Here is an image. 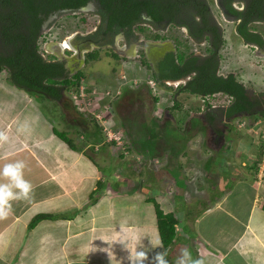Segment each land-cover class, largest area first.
<instances>
[{"label":"crops","instance_id":"crops-1","mask_svg":"<svg viewBox=\"0 0 264 264\" xmlns=\"http://www.w3.org/2000/svg\"><path fill=\"white\" fill-rule=\"evenodd\" d=\"M98 16L101 19L100 14ZM76 35L81 39L85 36L77 30L67 39L46 40L43 44L40 43L42 55L49 60L63 61L69 77L79 71L83 72V68L98 61L101 54V49L87 54L86 48L83 47L84 40H75L78 39ZM118 42L124 50L130 43L123 39ZM148 43L150 45L140 43L138 46H143V52L146 53L151 48L163 52L161 50L164 45L161 40L151 39ZM135 46L134 54L138 53L137 44ZM95 53L98 56L92 59L91 56ZM129 55L122 52L114 59L127 60L132 57ZM137 60H140L139 67L145 66L149 70V77L158 72V67L155 69L151 64V67H148L143 63V59ZM112 67L113 71L108 70L107 74L115 82L118 78L112 76V73L118 74V70L116 65ZM98 72H94L96 78H99ZM87 76L90 78L89 73ZM188 78L176 82H186ZM115 83L118 86V81ZM3 84L12 85L7 76L3 80L0 79V87L6 91ZM28 92L25 90L16 94V91L12 94H15L14 96L10 95V99L0 96V131H5L9 137L7 142L0 143V167L9 162L23 160L26 165L24 179L31 183L33 189L29 200L12 201V211L6 219L0 220V264H129L130 251L134 253L142 248L152 254L159 250L152 249L153 245L162 241L153 200L160 204L164 212L173 213L177 217V235H180L181 240L183 235L188 234V231L183 229L185 225L187 230L188 225H192L191 228L195 231V226L203 228L207 218L214 220L217 217L218 221L226 218L225 223L218 224L229 238H225L227 245L223 249L209 247L204 252L199 246L201 241L198 244L199 240H195L191 235L188 243L193 246L192 252L196 253L198 258H203L205 264H264V157L261 163L263 166H259L258 170L249 169L250 174L242 175L239 170L233 171L227 166L223 167L222 172L218 174L216 188L205 186L211 188V191H223L222 194L217 192L210 195L208 198L212 204L204 205L200 210L197 209L205 202L199 203L196 200L198 206L197 209H191L196 211L192 213L183 194L187 187L185 176L179 180L171 169H167L179 189L173 196L172 193H167V189L163 190L160 186L163 184L157 182L160 180L159 175L155 182L149 180L148 176L145 180L129 177L134 173L132 168H125L122 162L120 165L130 172L118 170L120 162L112 155V148L106 142L100 123L89 118L87 114L76 111L78 108L69 93H64L56 100L42 93L34 96ZM121 92L120 89L118 98H121ZM49 102L57 105V108L50 112L47 109ZM66 114L72 115L74 119L76 128L72 131L59 128V122L62 118L65 119ZM206 118L211 126L228 119L224 115L213 121L208 116ZM24 123L28 125L29 131H18L19 126ZM58 131L66 132L76 147H71L58 135ZM221 135L223 139L219 141V145L213 142L218 147L226 139V136L224 138V135ZM227 137V140H232ZM223 149L224 147L216 156L225 154ZM151 155L152 158L156 157L151 151L146 154ZM207 162H204L206 167ZM210 170L208 167L206 173ZM151 174L153 173H148ZM127 178L132 179V185L126 181ZM205 179L209 181V174ZM234 181L243 182L239 185L238 192L235 189L225 193L229 188H233L229 186ZM244 184L253 187L250 196L252 200L246 213H239L234 204L229 208L224 207V201L228 197L234 196L235 199L242 196L241 189ZM127 185H131V188L120 191V188ZM40 215L44 217L32 225L34 218ZM182 216L184 221L180 220ZM231 220L240 225L232 235ZM179 242L175 240L172 245L163 246L168 250L170 259H167L170 262L175 260L180 249L187 248V244ZM175 245L176 249L173 250Z\"/></svg>","mask_w":264,"mask_h":264},{"label":"rangeland","instance_id":"rangeland-1","mask_svg":"<svg viewBox=\"0 0 264 264\" xmlns=\"http://www.w3.org/2000/svg\"><path fill=\"white\" fill-rule=\"evenodd\" d=\"M216 1L217 0H209L221 28L224 30L225 41L219 49L221 58L220 73L223 75L234 73L238 79L245 84L251 97L258 98L262 101L259 107V110H262V107H264V54H260L253 45L247 44L238 36L235 23L225 20L218 15L219 9ZM99 22L100 17L88 10L65 12L53 19L51 24L45 29V35L41 38L40 43L43 44L46 40L67 39L69 35H73L77 30L80 34L83 33L84 35H88L95 30ZM255 28L257 31L264 33V24H258ZM135 31L141 34L144 39H154L156 33H159L168 39L176 40V42L181 44V49L189 47L187 49L188 52H195L203 56L208 53L207 41L196 43L188 38L187 31L184 28L175 25L152 30L145 24H141L135 28ZM77 38L81 39L80 36H77ZM137 47L138 52L140 54L143 53V46L137 45ZM100 53L98 61L89 63L88 66L83 68L85 78L90 86L94 85L102 91L109 89L112 93L119 92L124 86L137 88L129 93V95H126V97L124 95H122L121 98L116 96L112 99L110 96L107 98L103 97L100 100L101 106L97 105L103 110L101 111L102 114L107 115V118H111V124L106 123V126L109 129H122L124 138L129 139V144L131 145L130 155H122L121 146H117L115 143L111 144L110 141H107V135L105 134L106 142L110 144L112 148V155L115 156V160L120 162L118 164V168L120 167V169L118 170L129 173L130 170L125 168L131 167L134 173L129 177L145 180L146 176H148L149 180L151 179V181L154 182L159 175L160 180L157 182L163 184L160 186L163 187V190L164 188L167 189V193H172V196L179 189L176 188L167 169H171V172L177 176L179 180H182L185 176L187 187L185 188L186 191L181 192H183L187 202H189L188 204L190 207L188 206V208L190 210L197 209L198 204H196V200H198L199 203L205 202L197 209L200 210L204 205L208 206L212 204V201H209L210 198H208L210 195L217 192H221L222 194L223 191H211V188L209 189L205 186L209 185L215 187V184L218 183L216 182L218 180V174L222 172L223 167L225 168L227 166V168L229 167L228 169H232L233 171L239 170L242 175L243 173L250 174L252 170H256L255 166L260 159L264 157V114L259 116L255 121L253 115H238L232 119L218 121L211 126L206 118L207 113L210 112V110L228 106L231 101L227 95L216 94L203 98L201 96L189 94L188 92L177 93L175 85H173L175 86L173 88L163 86L162 91H160V96H157L159 98L157 102L154 100L156 95L154 93L150 94L146 88L141 85L145 83L147 79L151 78V76H148L147 72L149 70L145 66L139 67L141 64L140 60H137L140 59L138 56V58L131 57L127 60L121 58L119 61H116V59L112 57L110 49H101ZM114 65L118 67H116L118 74L113 72L112 76L114 75L116 79L118 78V80L115 81H118V86L111 79L110 75L107 74L109 71H113L112 66ZM96 71H99V78H96L94 75ZM88 73L90 74V78L87 76ZM6 76L7 73L3 72L0 79L3 80ZM3 85L6 87V91L0 87V96L3 99H10V95L16 93V91V94L22 91L25 92V90L19 89L14 84H7L8 86H6V84ZM14 87H16V89H14ZM70 90H73V88ZM68 91L66 92L67 94L69 93ZM28 93H33L32 95L34 96L41 95V93L36 92ZM175 97L178 98L179 103V107L177 108L173 107ZM116 98H118L117 101H115ZM49 104L50 105H47L49 112L57 108L54 102H49ZM105 104H109L110 107H104ZM76 111L80 110L77 109ZM82 113L87 114L88 117L90 116L89 118H93L97 121L88 111ZM71 116L70 114H66L65 119L62 118L60 121L63 123L61 124L59 122V128L68 129L69 131L76 128L73 123L74 119H72ZM122 121H127L126 123L130 130L129 133L124 131L121 124ZM152 127L155 129V134L150 133ZM221 134L224 135V138L226 136V139L218 147L219 141L223 139ZM227 136L231 137L232 140H227ZM146 140H150L148 142L151 145L149 150L156 157L152 158V155L146 156L144 152L138 151L142 147V141ZM213 142H217L218 145H216L217 143L213 144ZM222 147H224L223 150L225 154L216 156ZM260 153L263 154L261 158L259 155ZM211 156L212 158H208ZM207 158L208 162L206 161ZM140 160L141 162L144 161V163H139ZM204 162L208 163L209 170L212 169L209 173H206L208 167L205 166L206 164L204 165ZM121 163L125 168L120 165ZM218 163L219 166H217ZM261 163L259 166L262 167L263 164L261 165ZM150 172L153 174L148 175ZM207 174H209V181L205 179ZM126 181L132 185L131 178H127ZM241 183L243 182H231L229 187L233 188H229L225 193L235 189L238 192V187ZM248 183H251V181H248ZM131 185L120 188V191H127L131 188ZM241 191L242 196L240 198L233 199L234 196L228 197L224 201L223 206L229 208L234 204V207L238 209L239 213L245 214L248 204L252 200L250 196L253 193V187L244 184ZM194 211L195 210H193L192 213H194ZM215 215L218 216L217 214ZM225 219L226 218L218 221L217 217H215L214 220L207 218V220L205 219L206 222L202 229L193 226L195 231L192 230V225H188V230L185 225L183 229H186L188 234L183 235L182 240L179 237L180 235H177L175 240H179L182 244H187V249L192 253L193 258L198 257L195 255L196 253L192 252L193 246L188 243L190 242L191 235H193L192 237H194L195 240H199L197 241L198 244L201 241L199 246L204 252L209 247L213 249H223L227 245L226 241L229 238L228 234H225L218 224L221 225L225 223ZM180 220L184 221L183 216ZM239 226L240 225H237L236 221H232L230 235H232L233 231H237ZM207 234L209 236H207ZM207 242H209V244H207ZM175 249L176 245L173 250ZM200 253L202 254V251H200Z\"/></svg>","mask_w":264,"mask_h":264},{"label":"trees","instance_id":"trees-1","mask_svg":"<svg viewBox=\"0 0 264 264\" xmlns=\"http://www.w3.org/2000/svg\"><path fill=\"white\" fill-rule=\"evenodd\" d=\"M223 1L240 18L236 29L244 41L250 45L264 47L262 33L255 31L256 28L251 26L254 21L264 20V0H242L246 6L244 10L233 8L232 0ZM92 2L98 4L101 19L107 23L105 31L133 34L135 26L145 21L143 15L146 13L151 18L150 22L155 25L166 20L179 26H191L194 31L190 30L189 34L194 37V41L208 42V54L205 56L188 52L189 47L181 49V44L177 42V50L169 52L158 64V72L154 73L153 77L161 88H173L175 86L168 82L175 83L189 77L186 82H181L175 87L177 93L188 92L202 97L227 95L231 101L227 107H219L207 113L212 121L222 115L228 119L238 115H253L255 121L264 114L263 110L258 109L262 101L251 97L245 84L234 73H220L219 49L225 40H221L217 25L210 24L207 0H0V73L5 71L9 81L20 88L42 93L56 100L79 85L81 78L85 76L84 73L79 71L69 77L63 61L49 60L42 55L40 41L53 17L65 12L79 11ZM183 14L187 15V20L183 18ZM206 31H213L217 38L203 40ZM97 56L95 53L91 58L96 59ZM142 61L151 67L147 59ZM141 85L153 94V90L145 83ZM135 89L137 88L124 86L121 96L126 97ZM157 96L154 100L158 102ZM173 105L174 108L179 107L177 98H174ZM126 122L122 121L121 124L124 131L129 133ZM153 129L154 127L150 130L151 134L155 131ZM58 135L71 147H76L66 132L58 131ZM149 141H142V147L140 146L138 151L146 154L150 152ZM259 155L261 158L263 154ZM262 159L263 157L255 166L256 170L259 169ZM153 201L161 240L163 246L168 247L175 242L179 220L173 213L164 212L156 200ZM43 217H35L31 224Z\"/></svg>","mask_w":264,"mask_h":264},{"label":"flooded vegetation","instance_id":"flooded-vegetation-1","mask_svg":"<svg viewBox=\"0 0 264 264\" xmlns=\"http://www.w3.org/2000/svg\"><path fill=\"white\" fill-rule=\"evenodd\" d=\"M208 4H209V14H208V18H209V21H210V24L211 25H217V27L219 28L218 29V32L220 33L221 35V40H224L225 37H224V30L221 28V25L219 23V20L216 16V14L214 13L212 7H211V4L209 2V0H207ZM217 6H218V15H220L222 18H224L225 20H228V21H232L233 23H235L236 27L237 25L240 23V18H238V16L233 13L231 11V9L229 7H227L225 4H224V1L223 0H217ZM231 6L237 10H244L245 9V2L242 1V0H232L231 2ZM83 11H86L88 10L89 12H95V14H98L99 13V6L96 2H92L90 3L89 5H87L85 8L81 9ZM192 10V8H191ZM193 11V10H192ZM196 11V10H194ZM99 15V14H98ZM183 18L187 20V15L186 14H183ZM57 17V16H56ZM56 17H53L50 21V24L51 22L53 21V19H55ZM143 17L145 18V21L140 23L139 25L137 26H140L141 24H145L146 26H148L149 28H151L152 30H157L158 28L161 29V28H164L165 26H171V25H175V26H178V27H181V28H184L186 31H187V34H188V38L190 40H195L194 37H192L190 34H189V31H194V28H192L190 25V28L188 26H179V25H176L174 23H171V22H168L166 20L158 23L157 25H155V23H152L150 22V17L147 16V14L145 13L143 15ZM201 17H199L200 19ZM102 24V27H100L99 25ZM258 24H264V20H261V21H254L251 26L253 27H257ZM135 26V28L137 27ZM107 27V23L105 22H102L101 19H100V22L98 24V26L95 28V30L93 32H91L90 34L88 35H85L83 36V47L86 48L87 50V54L88 53H92L94 51H96L97 49H110L111 48V54H112V57L113 58H118L119 55L123 53H127V55L129 54H134V49H135V45H139L140 43L142 45H150L148 43V40H151V39H144L143 36L139 33H137L134 29V32L133 34H130V35H127L123 32H108V31H105ZM254 29V28H252ZM255 31H257L256 29H254ZM237 31V29H236ZM260 32V31H259ZM262 33V32H260ZM238 36L241 37L242 40H245L241 35H239V33L237 32ZM263 35V38H264V33H262ZM217 37H216V33H213V31H206L205 34H204V38L203 40H215ZM81 39V40H82ZM120 39H123V40H126L128 42H130L128 44V47H126V49H121L120 46H119V40ZM75 40H80V39H75ZM143 40V41H141ZM152 40H161L162 45H164V47L162 48L161 51L163 52H159L160 49H152L150 51H148L147 53L146 52H143V53H135L134 55H129V56H132V57H139L140 59H147L148 62L154 66V68L156 69L158 67V64L160 63L161 60H163L166 55L169 53V52H172V51H176L177 50V42L176 40H172V39H168L164 36H162L161 34L159 33H156L155 35V38L152 39ZM196 42V41H195ZM205 42V41H203ZM198 43V42H196ZM202 43V42H201ZM166 48V49H165ZM255 49H257L259 51L260 54H264V47H255ZM125 51V52H124ZM143 54V55H142ZM162 56V57H161ZM144 57V58H143ZM141 59V60H142ZM117 60V59H116ZM259 109V107H258ZM262 110L264 112V108L262 107Z\"/></svg>","mask_w":264,"mask_h":264},{"label":"clouds","instance_id":"clouds-1","mask_svg":"<svg viewBox=\"0 0 264 264\" xmlns=\"http://www.w3.org/2000/svg\"><path fill=\"white\" fill-rule=\"evenodd\" d=\"M18 131L27 132L29 127L26 123L21 124ZM8 139L7 133L0 131V143H5ZM25 167L23 160L9 162L0 167V220L6 219L12 211V201H27L31 198L33 189L31 183L24 179ZM152 249L159 250L152 254L142 248L134 253L130 251L129 264H205L203 258H193L187 248L180 249L175 260L171 262L167 259L168 250L164 249L162 241H158Z\"/></svg>","mask_w":264,"mask_h":264},{"label":"built area","instance_id":"built-area-1","mask_svg":"<svg viewBox=\"0 0 264 264\" xmlns=\"http://www.w3.org/2000/svg\"><path fill=\"white\" fill-rule=\"evenodd\" d=\"M169 84H173L177 86L179 82H168ZM145 84L150 87L153 90V93L155 95L160 96V91H162V88L158 86L157 81L153 76L151 78L147 79L145 81ZM69 95L75 102L78 110L80 112L88 111L91 113L97 122L100 123L102 126L105 134L107 135V141H110L111 144H116L117 146H121L122 154L127 156L130 155V144L129 139H125L123 136V130L122 129H109L106 126V123L111 124V118H107L108 116L105 114H102L101 110L97 105L101 106L100 100L103 97H109L112 99L113 97H116L118 95V91L116 93H112L111 90L102 91L98 87L90 86L86 80L85 77L81 78V82L79 85L73 87V90H69ZM110 99V100H111ZM104 107L109 108V104H105ZM111 110V108H110ZM109 137V138H108ZM144 163V161H142ZM141 160L139 163H141Z\"/></svg>","mask_w":264,"mask_h":264}]
</instances>
